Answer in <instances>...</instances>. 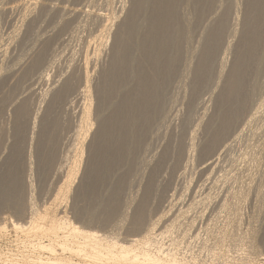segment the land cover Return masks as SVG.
<instances>
[{"label": "bare ground", "instance_id": "1", "mask_svg": "<svg viewBox=\"0 0 264 264\" xmlns=\"http://www.w3.org/2000/svg\"><path fill=\"white\" fill-rule=\"evenodd\" d=\"M236 2L232 5L227 0H131L122 17L82 8L69 9L47 0L15 5L0 3V17L17 8L25 9L23 22L28 28L25 37L32 36L31 46L10 70L4 65L0 67V92L7 78H17L15 88L4 94L0 119L4 104L10 100L14 103L21 80L25 81L42 68L47 73H41L38 79L44 83L51 79L50 68H59L56 40L71 22L86 13L92 23L103 26L96 50L84 52L83 61L74 58L60 70L47 93L41 94L42 106L37 105L38 109L32 111L27 98H20L14 106V142L0 162V214L4 216L7 210L20 219L29 214L30 221H12L18 233L15 236L18 252L6 253L0 246V264H9V261L17 264H264L263 257L256 262L254 254L244 251L243 246L250 245L238 235L244 230L239 228L240 208L247 197L234 187L220 196L228 177L222 180L220 189L221 180L217 176L222 155L242 140L261 113L257 106V111L243 123L262 89L259 78L264 74V0L246 1L243 26L234 30L237 41L226 46L233 60L230 63L229 56L225 55L219 58L224 36L234 26L233 22L231 27L229 18L238 9ZM183 6L193 8L192 14L185 15ZM214 10L215 15L209 17ZM45 11L59 15L54 29L46 36L35 30L37 15L32 17ZM207 16V26L189 56L193 35ZM21 36L18 31L12 37L18 41L21 38L19 42L23 43ZM107 46H110L111 59L104 64ZM9 50L0 43L1 58H7ZM183 63L192 74L189 83L186 82L190 88V105L201 89L213 83L214 74L217 76L216 89L210 95L215 101V112H206L194 128L191 126L193 113L183 114L171 129V124L166 122L171 115L165 109L167 94L172 81L186 71L184 68L182 71ZM33 91L31 88L30 92ZM78 103L81 106L75 113L77 130L68 139V117ZM262 129L264 138L263 126ZM5 130L0 123V150ZM71 139L74 160L62 172L59 168L62 159L59 161L57 156ZM261 145L264 149V139ZM193 168L200 169L202 176L207 174L201 184H194L190 175ZM63 175L66 176L62 179L64 183H60L55 198L52 197L54 200L48 201V206L44 203L43 210L34 209L32 181L43 186ZM182 177L185 180L182 191L191 198L188 197L189 203L173 211L177 206L175 184ZM127 190L129 199L123 196ZM168 201L170 204L165 207ZM259 212V218L256 217L264 222V209ZM111 227L113 232L106 233ZM5 229L6 225H0V234ZM257 232L254 228L248 235V231V236H244L246 241L258 238ZM230 237L237 244L226 249L227 242L231 243L230 239L227 241ZM198 238L204 240L202 246L200 242V250L206 254L193 250L192 244ZM210 240H214L212 244ZM260 241L264 246V233ZM259 250L254 253L258 255Z\"/></svg>", "mask_w": 264, "mask_h": 264}, {"label": "rangeland", "instance_id": "2", "mask_svg": "<svg viewBox=\"0 0 264 264\" xmlns=\"http://www.w3.org/2000/svg\"><path fill=\"white\" fill-rule=\"evenodd\" d=\"M22 1V2H21ZM28 2L29 0H0V3H5V5H15L16 3H23V2ZM45 1V0H44ZM48 2H52V3H55V4H58L59 6H68V8H82L84 11L86 10L87 12L88 11H92L94 10L95 12H105V13H108L110 14L111 16L113 15H117L118 17L119 16H123L127 9L129 8V6L131 5V0H47ZM121 1V2H120ZM230 4H235V0H227ZM246 1L247 0H238L236 2V4H239L238 5V9H236L233 13L230 15V18H229V22L231 24V27H232V23L234 24V26L232 28H230V30L225 34V44H223L222 48L220 49V52H219V58L221 56H229V60H230V63L231 61L233 60V55L229 52V51H226L228 44H233L235 43V41H237V38L238 36L235 35L234 33V30H239L242 28L243 26V21H242V18L245 14V11H246ZM85 2V3H83ZM90 2V3H89ZM93 2V3H92ZM109 2V3H108ZM245 2V3H244ZM68 3V4H67ZM91 4V5H90ZM89 5V6H88ZM71 6V7H70ZM79 6V7H78ZM241 6V7H239ZM124 7V9H123ZM184 7V8H183ZM183 10L184 11V14L187 16L191 15L192 14V11H193V8H190V7H187V6H183ZM88 8V9H87ZM112 8V9H111ZM240 8V9H239ZM91 9V10H90ZM25 9H22V8H17L15 9V11H10V12H5V13H2L1 17H0V21H1V25H0V43L1 45L4 44L5 46L9 47L10 50H9V54L7 56V58H1L0 57V67H2L3 65L8 67L7 68V71L11 69V67H13L14 63L17 62V60L29 49V47L31 46V37L32 36H28V38H26L25 36L28 35V28L26 27L25 23L23 22V15L25 16L26 13L24 12ZM109 10V11H108ZM240 10V11H239ZM236 11H237V14H236ZM240 12H241V15H240ZM23 13V14H22ZM45 13V14H44ZM44 13H41L40 15L38 14H32V17L36 16L35 17L36 19L34 20V27H35V30L39 31L40 34L46 36V35H50V33L52 32V30L54 29V24L55 22L58 20L59 18V15H51L49 14L48 12H44ZM48 13V14H47ZM113 13V14H112ZM119 13V15H118ZM215 10L213 11L212 14L209 15L210 16H213V14L215 15ZM239 13V14H238ZM12 14V15H11ZM84 14L86 13H83L79 18H76L73 22H71L68 27H66V29L64 31H62L59 35V37L57 38L56 41H58V45H57V49H56V52L57 53L55 56L57 57V60H59L57 66L59 67L58 69L56 68H50V74H51V79L50 80H47V82H41L38 77L41 75V73H47L46 71L43 72V68L42 69H38V70H35L31 75H29L26 80H21L19 83H20V89L19 91H17L18 93H16V96L15 99H14V103H13V100H10L9 102H6L4 105V112H3V117L0 119V123L1 125H4L6 127V130L4 132V139L2 141V150H0V162H2L3 158L5 157L6 154H8L10 152V146H11V143L14 142L13 140V135L15 134V131H14V116H13V110H14V106L16 104V102L20 99V98H27L28 101L31 102L32 104V111H36V109H38L37 105L42 106V98L44 94L47 93L46 90L49 89L50 87V83H52L53 80L57 79V75H59L58 73L60 72L61 69L63 68H66V66L71 62L72 59L75 58V61H83V58H84V52L86 51H89V52H93L96 50L95 47H97L101 40L99 39L100 37H98V35L101 33V30L103 29V26L101 25V23H92L90 20V16H88L87 14L84 16ZM18 16V17H17ZM237 17V18H236ZM25 18V17H24ZM88 19V20H87ZM208 19V16L207 18L204 19V21L200 24V26L197 28L196 32L194 33L193 35V41L191 42V44L189 45L188 47V55H192V48H196V46L198 45V42L200 41L201 37L199 36V34H201V31L204 30V28L207 26V23L206 22ZM239 20V21H238ZM23 22V24H22ZM239 22V23H238ZM236 23V25H235ZM80 24V25H79ZM85 25V26H84ZM21 26V27H20ZM77 26V28H76ZM235 26H238V27H235ZM14 27V28H13ZM17 27V28H15ZM102 27V28H101ZM235 27V28H234ZM20 30H19V29ZM12 29V30H11ZM18 29V30H17ZM100 29V30H99ZM73 30V31H71ZM20 31L21 32V37H23V43L22 42H19L20 40H22L21 38H19V41L16 39H14L12 36L15 32H18ZM2 32V33H1ZM27 32V34H26ZM72 32V33H71ZM74 34V35H73ZM25 37V39H24ZM70 37V39H69ZM228 37V38H227ZM229 37L231 39H229ZM97 38V39H96ZM199 40H198V39ZM68 39V40H67ZM71 40V41H69ZM100 40V41H99ZM30 41V42H29ZM69 41V42H68ZM66 42V43H65ZM97 42V43H96ZM67 44V45H65ZM197 44V45H196ZM69 45V46H68ZM193 45V46H191ZM89 46H91L89 48ZM67 49H66V48ZM110 46H107L106 49H105V52H104V61L103 63L105 64V62H108L110 59H111V55H110ZM225 47V48H224ZM90 49V50H89ZM192 50V51H191ZM225 50V51H224ZM59 52V53H58ZM63 52V53H62ZM77 52V53H76ZM191 52V53H190ZM221 53V55H220ZM224 53V54H223ZM223 54V55H222ZM187 55V56H188ZM62 56V57H61ZM61 58V59H60ZM190 59V58H189ZM2 61V62H1ZM188 62H186V64H188ZM185 63L182 64V71L184 69H186V71L182 72L184 74H181V72L179 73V75L172 81V85L170 87V89L168 90V94H167V97H168V101L166 103V111L169 112L171 115L170 117L167 119L166 122H168L169 124H171V129H174L176 124L179 123L180 121V116L183 115V114H189L190 112L193 113V116H192V120H191V126H193V128L195 127L196 123H198L202 118L203 116L205 115L206 112L208 113H212V112H215V101L212 100V96H210L214 91H215V87H216V83L218 81L217 79V76L214 74L213 78H212V81L213 83L208 86L207 88L205 89H201V92L200 94L198 95L196 101H194V104L193 105H190V96H189V93H190V88H188V86H186V82L187 84L189 83V81L191 80V77H192V74L189 73V69L186 67V65H184ZM184 68V69H183ZM6 69V68H5ZM5 71V70H3ZM41 71V72H40ZM187 73V74H185ZM55 77V78H54ZM53 78V79H52ZM187 78V79H186ZM180 79V80H178ZM259 80L261 81L262 83V89H261V93L258 92V95L256 96V99L253 101V104L252 106L250 107V112L248 114V118L246 117V119L244 120L243 123H245V121H247L250 116L249 115H252L253 113L252 112H255L257 110H261L260 112V116L259 118H257L255 121H253L252 123V126L249 128L250 131L248 132V130H246L244 136L242 137V140L239 141L238 143H234L233 147L228 150L225 154L222 155V158H221V161H220V164H219V172L217 174L218 177H220L219 179L221 180L219 183L220 184V189L221 187L223 188L224 192L220 193L221 195L220 196H224V194L227 193V190H229L231 187H234L236 189H238V191L240 193H242V195L244 194L245 197H247V200L245 199L244 202L242 203L241 205V208H240V211H241V218H242V222L239 228L240 229H244V230H240L241 232H238V235L239 236H242L244 238V242L245 243H248L247 245H250V246H243V249L244 251L245 250H248V253H250V255L252 256L253 254L256 256L254 257L253 255V258H256V262L258 259L262 260L264 258V246L263 244L261 245V241H260V238L261 236L263 235L264 233V222L261 220V219H258L259 215L261 212L260 209H264V149H262V141L264 138L263 137V132H262V126L264 127V74L260 76ZM17 81V78L15 77H9L5 80V84H4V90L0 92V105L3 103L2 100H3V97H4V94L7 93V90L9 91L10 89H13L15 88V84L14 82ZM19 81V80H18ZM178 81V82H177ZM25 84V85H24ZM176 84V85H175ZM184 84H185V87H184ZM24 85V86H23ZM32 86V87H31ZM175 86V87H174ZM23 88V89H22ZM34 89V91L31 93L30 90ZM48 88V89H47ZM186 90V92H185ZM6 91V92H5ZM21 92V93H20ZM46 92V93H44ZM44 93V94H43ZM260 93V94H259ZM42 94V95H41ZM185 94V95H183ZM20 96V97H19ZM261 96V97H260ZM13 97V98H14ZM18 97V98H17ZM174 97V98H173ZM258 97V99H257ZM185 98V99H184ZM260 98V99H259ZM17 99V100H16ZM39 99L41 102H39ZM263 99V100H262ZM16 100V101H15ZM183 101V102H182ZM199 101V102H198ZM262 101V102H261ZM38 102V103H37ZM182 102V103H181ZM256 102L258 104H256ZM261 102V103H259ZM175 103V105H174ZM10 105V106H9ZM183 107H182V106ZM262 105V107H260ZM81 106V103H78L74 110L71 112V115L70 117H68V139L70 138V136H72L74 133H75V130H77V120H78V117H77V113L79 108ZM181 106V107H180ZM192 106V107H191ZM259 108H258V107ZM171 107V108H170ZM173 107V108H172ZM205 107V108H204ZM258 109H257V108ZM10 108V109H9ZM255 108L257 110H255ZM171 109V110H170ZM179 109V110H178ZM203 109V110H202ZM210 109V110H209ZM254 109V110H253ZM169 110V111H168ZM184 110V111H183ZM203 111V112H202ZM210 111V112H209ZM251 113V114H250ZM263 113V114H262ZM75 114V115H74ZM175 114V115H174ZM203 114V115H202ZM9 116V117H8ZM75 116V117H74ZM200 116V117H199ZM202 116V117H201ZM77 117V118H76ZM172 117V118H171ZM76 118V119H75ZM261 118V119H260ZM73 119V120H72ZM200 119V120H199ZM72 120V122H71ZM75 120V121H74ZM76 122V123H75ZM255 123V124H254ZM262 123V125H260ZM8 125V126H7ZM74 125V126H73ZM254 125V126H253ZM260 125V126H259ZM76 126V129H74ZM170 126V125H169ZM260 127V128H255V127ZM254 128V129H253ZM8 129V130H7ZM171 129H168L169 131H171ZM258 129V130H257ZM165 130V128H164ZM167 130V129H166ZM252 130L254 132H252ZM259 134H257L258 132ZM248 132V133H247ZM257 132V133H256ZM252 133H256L255 135H253ZM253 135V136H251ZM248 136V137H247ZM67 137V135H66ZM252 137V139H251ZM259 137V138H258ZM248 138V139H247ZM9 139V140H8ZM65 140V139H64ZM249 140V141H248ZM261 140V141H260ZM6 141H7V144H6ZM162 141V140H160ZM248 141V142H247ZM64 142V141H63ZM165 141L163 140L162 143H164ZM257 142V144H256ZM246 143H249L251 145H246ZM6 144V145H4ZM28 144H29V141H28ZM67 145H64V148H63V152H60L58 153V156H57V159L60 161V170L62 172H65L67 171L66 169H68V166L70 167V162L74 160V144H73V140L71 139V141L68 143H65ZM257 145V146H256ZM243 148H241V147ZM246 146V147H245ZM249 146V147H248ZM256 146V147H255ZM31 147V145H30ZM69 147V148H68ZM257 147H259V150L255 151V149H257ZM252 148V152L251 150H248V149H251ZM71 149V150H70ZM246 149V151H245ZM6 150V151H5ZM70 150V152H69ZM234 150V151H233ZM239 150H243V151H239ZM263 150V151H262ZM245 151V153H244ZM4 152V153H3ZM241 152V153H240ZM256 152V153H255ZM1 153H3L1 155ZM69 153V154H68ZM239 153V154H238ZM252 153V154H251ZM259 155H258V154ZM61 154H62V158L61 157ZM240 156H238V155ZM73 155V156H72ZM233 155V156H232ZM253 155V156H252ZM72 156V157H71ZM246 156V158H245ZM235 157V158H234ZM237 157H239V159H237ZM260 158V159H256V158ZM66 158V159H65ZM73 158V159H71ZM232 158V160H231ZM234 158V160H233ZM242 161H241V159ZM245 160H244V159ZM263 158V159H262ZM65 159V160H64ZM262 159V160H261ZM71 160V161H70ZM244 161V163H243ZM251 162V164H250ZM257 162V163H256ZM238 163V164H237ZM260 163V164H258ZM243 164V165H242ZM258 164V166H257ZM66 165V167H65ZM234 165V166H233ZM242 165V166H240ZM230 166V167H229ZM236 166V167H235ZM229 167V169H228ZM241 167V168H240ZM253 167V168H252ZM249 168V169H248ZM257 168V169H256ZM243 169V171L241 170ZM263 169V170H262ZM230 170V171H229ZM239 170V171H238ZM248 170V171H247ZM233 171V173H232ZM236 171V172H235ZM256 171V172H255ZM246 172V173H245ZM237 173V174H236ZM249 173V174H247ZM257 173V174H255ZM241 174V175H240ZM66 175V174H64ZM63 175V176H64ZM190 175L192 176L193 178V181H194V184H201L202 182H204L207 178V174L202 176L201 173H200V169L197 170V168H193V170L190 172ZM220 175V176H219ZM232 175V177H230ZM250 175V176H248ZM194 176V177H193ZM225 176V177H224ZM239 177V179H242V180H239L238 178L234 179L235 177ZM242 176V177H240ZM66 176L64 177H61V179L59 180H55L54 182L53 181H50L52 183H48V185H43V186H40L38 184L37 181H32V189H34L33 191V194H34V201L36 203V206L34 209L38 208L39 210H43L44 209V205H49V202L51 203L55 198L54 196H56L57 194V191H58V187L61 186L63 182V180L65 179ZM205 177V178H204ZM222 177V178H221ZM229 179H228V178ZM249 177V178H248ZM80 178V177H79ZM228 180H227V179ZM247 178V179H245ZM255 178V179H254ZM63 179V180H62ZM218 179V180H219ZM225 180L226 181V184H223L222 183V180ZM243 179H244V183H243ZM255 182H253V180ZM257 179V180H256ZM235 180V181H234ZM248 180V181H247ZM62 181V182H61ZM238 181V182H237ZM246 181V182H245ZM79 182V179L77 180V183ZM185 182L184 178H179L177 179L176 181V184H175V188H176V200L174 201V203L177 204V206L175 207V209L173 211H175L176 209L182 207L183 205H186L187 203H189L188 201L190 200L188 197L191 198L190 194L189 195H185V191H182L184 190L183 186L182 185L183 183ZM231 182H234V183H231ZM240 182V183H239ZM252 182V184L250 183ZM61 183V184H60ZM237 183V184H236ZM238 183H239V186H238ZM242 183V184H241ZM263 183V184H262ZM223 184V185H222ZM233 184V186H232ZM235 184V186H234ZM240 184H241V187H240ZM259 184V185H258ZM51 185V186H50ZM60 185V186H59ZM237 185V186H236ZM246 185V186H245ZM256 186V187H255ZM258 186V188H257ZM247 187V188H246ZM261 187V188H260ZM28 188V187H27ZM26 188V189H27ZM46 188V189H45ZM183 188V189H182ZM247 189V190H246ZM252 191H251V190ZM50 190V191H49ZM48 191V192H47ZM175 191V190H174ZM174 191H172L171 193H173ZM260 191V192H259ZM53 192V193H52ZM226 192V193H225ZM48 193V194H47ZM184 193V194H183ZM250 193V194H248ZM260 193V194H259ZM47 194V195H46ZM183 196H182V195ZM223 194V195H222ZM247 194V195H246ZM257 194V195H256ZM263 194V195H262ZM127 195V196H126ZM255 195V196H254ZM261 195L263 197H261ZM125 197V199H129V194H128V190L126 191V193L123 195ZM249 196V197H248ZM259 196V197H257ZM27 197H30V195H28ZM53 197V198H52ZM36 198V200H35ZM186 198V199H185ZM260 198V199H259ZM45 199V200H44ZM53 199V200H52ZM255 199V201H254ZM258 199V200H257ZM52 200V201H51ZM170 200V198L168 199ZM257 200V202H256ZM49 201V202H48ZM171 201V200H170ZM170 201L166 202L165 203V207L169 206L170 204ZM254 201V202H253ZM47 202V203H46ZM247 202V203H246ZM46 203V204H44ZM253 203V204H252ZM257 203V205H256ZM44 204V205H43ZM179 204V205H178ZM182 204V205H181ZM243 206V207H242ZM256 209V210H255ZM251 210V211H250ZM5 212H7V214H5ZM3 212V214H5L4 216L2 214V217H0V225L2 226H5L6 225V229L4 230L3 233H1L0 235V246H2V250H5L6 253H17L18 252V246H16V244H18V242L16 241L17 239V235L18 233H15V230L12 226V221H16V222H19V223H25L26 220L28 221V217L30 216L29 214L27 216H24V217H21V219L15 215H13L11 212H8L7 210ZM9 213V214H8ZM248 213V214H247ZM254 213V215L252 214ZM257 213V215H256ZM245 216V218L243 217V215ZM13 215V216H12ZM71 215V214H70ZM253 215V216H252ZM12 216V217H11ZM255 216V217H254ZM258 218H257V217ZM244 218V219H243ZM248 218V219H247ZM258 221H257V220ZM223 220V218H222ZM30 221V220H29ZM248 221L250 223H248ZM254 221V222H253ZM223 222V221H222ZM257 223V224H256ZM260 223H263L262 226H260ZM243 224V225H242ZM257 226H256V225ZM253 225V226H252ZM254 227L256 230H258L257 232V237L258 238H254V240H251V242L249 241L248 242V239L246 241V236L247 235V232L249 231V234L250 235L252 232L253 233V229L252 230H248L247 229H250L249 227ZM245 227V228H244ZM258 229H257V228ZM112 228V227H111ZM261 229V230H260ZM110 230V231H109ZM113 230L108 228V232L106 233H111ZM6 231V232H5ZM245 232V233H244ZM255 232V230H254ZM240 233V234H239ZM242 233V234H241ZM5 234V235H4ZM8 234V236H7ZM17 234V235H16ZM203 234V237H204V234H205V231L202 232ZM201 234V235H202ZM245 234V235H244ZM259 234V236H258ZM247 235V236H248ZM7 236V237H6ZM17 236V237H15ZM4 237V238H3ZM241 237V238H242ZM6 238V239H5ZM229 241H231V245L227 242V245H226V249L228 248L227 246L229 245V248H234L235 247V244H237L236 242L233 241V244L232 243V237L230 238H227ZM258 239V240H257ZM198 240V241H196ZM194 240V244L193 245V250L195 252H199L201 254H206L205 252H201L200 250V247L204 244L202 240V238H199ZM202 240V241H201ZM234 240V239H233ZM258 245L257 244V242ZM16 241V243H15ZM211 241V244L213 243L212 240ZM208 241L207 243L209 244ZM229 241V242H230ZM253 241L255 243H253ZM200 242H201V246H200ZM193 243V242H192ZM197 243V244H196ZM199 243V245H198ZM244 243V245H246ZM252 243V245H251ZM210 244V245H211ZM257 244V245H255ZM197 245V246H196ZM199 246V247H198ZM231 246V247H230ZM234 246V247H233ZM254 246H256L255 248H253ZM250 247V248H248ZM260 247H263L260 249ZM248 248V249H246ZM252 248V250H250ZM255 249V253L257 252V250H261L263 249V254L261 252V255L260 252L258 251V255H256L253 250ZM250 250V251H249ZM247 252V251H245ZM252 252V253H251ZM261 256V257H258ZM263 257V258H262ZM254 261V262H255ZM9 264H17V263H14V261H9L8 262Z\"/></svg>", "mask_w": 264, "mask_h": 264}]
</instances>
